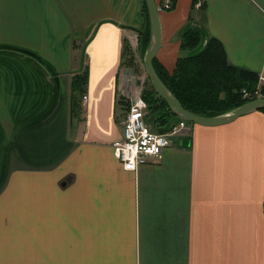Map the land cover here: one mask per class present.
Masks as SVG:
<instances>
[{
  "label": "crops",
  "instance_id": "crops-1",
  "mask_svg": "<svg viewBox=\"0 0 264 264\" xmlns=\"http://www.w3.org/2000/svg\"><path fill=\"white\" fill-rule=\"evenodd\" d=\"M154 1L167 71L198 26L264 75V0ZM143 22V0H0V264H264L262 109L115 158Z\"/></svg>",
  "mask_w": 264,
  "mask_h": 264
},
{
  "label": "trees",
  "instance_id": "trees-1",
  "mask_svg": "<svg viewBox=\"0 0 264 264\" xmlns=\"http://www.w3.org/2000/svg\"><path fill=\"white\" fill-rule=\"evenodd\" d=\"M143 15V24L136 28L138 52L142 56L149 40V21L144 0ZM181 47L192 53L179 57L171 72L163 68L156 57L152 64L161 81L185 109L195 114L213 116L226 113L248 101L242 97L241 89H253L257 83L256 74L227 64L224 51L215 38H207L201 27L190 26L181 36ZM123 64L137 68V58L126 39L123 42ZM84 81V76H75L72 87L81 90ZM142 97L147 103L149 120L156 130L165 131L179 119L152 84L144 87Z\"/></svg>",
  "mask_w": 264,
  "mask_h": 264
},
{
  "label": "built area",
  "instance_id": "built-area-1",
  "mask_svg": "<svg viewBox=\"0 0 264 264\" xmlns=\"http://www.w3.org/2000/svg\"><path fill=\"white\" fill-rule=\"evenodd\" d=\"M163 7L168 9L170 4L165 3ZM241 94L248 100L264 98V75L258 78L253 89L242 88ZM82 98L86 100L87 96L83 95ZM193 125L192 122L179 118L169 129L156 130L149 120L147 103L139 89L129 99L128 108L121 120L122 136L111 144L113 154L124 169L136 170L150 158L161 157L163 150L171 146L177 136L188 133Z\"/></svg>",
  "mask_w": 264,
  "mask_h": 264
},
{
  "label": "water",
  "instance_id": "water-1",
  "mask_svg": "<svg viewBox=\"0 0 264 264\" xmlns=\"http://www.w3.org/2000/svg\"><path fill=\"white\" fill-rule=\"evenodd\" d=\"M144 1L148 13L149 40L143 56V66L153 88L158 95L166 101L168 108L175 116L198 125L213 126L229 122L241 114L264 108V98H256L249 100L226 113L213 116L199 115L185 109L178 99L164 85L153 67L152 60L156 56L161 39L158 7L154 0ZM184 143L187 144V140L184 141Z\"/></svg>",
  "mask_w": 264,
  "mask_h": 264
},
{
  "label": "rangeland",
  "instance_id": "rangeland-1",
  "mask_svg": "<svg viewBox=\"0 0 264 264\" xmlns=\"http://www.w3.org/2000/svg\"><path fill=\"white\" fill-rule=\"evenodd\" d=\"M135 53V56L137 58V68L135 69V73L137 74L136 75V80H138V90L141 89L143 91L144 87L146 86H149V84H151L149 78H148V75L144 69V66H143V62H142V59H143V56H142V53L140 52H134Z\"/></svg>",
  "mask_w": 264,
  "mask_h": 264
}]
</instances>
